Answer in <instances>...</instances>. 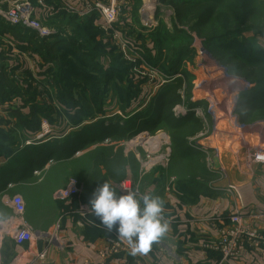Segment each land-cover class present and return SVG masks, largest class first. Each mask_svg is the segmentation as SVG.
Returning <instances> with one entry per match:
<instances>
[{"label": "crops", "instance_id": "crops-1", "mask_svg": "<svg viewBox=\"0 0 264 264\" xmlns=\"http://www.w3.org/2000/svg\"><path fill=\"white\" fill-rule=\"evenodd\" d=\"M258 37L264 48V28ZM31 58L38 65L37 57ZM199 80L200 77L195 78L194 83ZM225 85L233 89L232 92L224 91L228 98L232 93V104L235 101L234 112L238 118V124L234 126L232 123L236 128L231 132L232 138L224 137V130L219 128L217 117L223 115L217 109L213 110L215 119L210 124L211 132L207 131L206 122H202L193 110L199 107L212 117V113L205 109L212 97L203 90L194 92L191 97L194 106L183 115L194 120L163 129L169 139L173 134L180 141L176 150L170 141V164L166 170L152 167L142 171L136 155L124 147L125 140L110 142L109 135L102 142L92 143L75 152L67 160H49L43 166L26 168L13 175L12 182L0 193V264H219L221 254L212 248L217 240L212 224L228 223L229 216L234 213H239L242 225L255 228L260 239L254 246L251 239L243 237L239 254L231 264H264V162L249 163L245 149L248 141L264 142V129L260 125L251 126L255 122L264 123V105L249 100L254 93L249 92L248 87L243 89L235 79ZM159 87H151L142 81L140 96L144 99L140 105L131 107L127 116L149 107L144 100ZM242 93L246 99L237 105L236 100ZM220 105L222 103L216 104L221 109ZM229 107L223 105L227 115L233 111L232 106L231 109ZM149 111L152 113L149 116L153 117V113L159 110ZM117 112L116 109L111 115ZM254 114L257 117L249 120ZM146 120H154L153 124L156 122L155 117L148 119L145 115L135 123L137 128L148 130L152 124L143 125L149 123ZM62 126L63 123L49 126L50 134H60ZM50 138L45 136L41 143ZM190 139H194L195 145L190 144ZM235 142L242 143L235 147ZM100 149L107 155L98 153ZM215 150L216 156H213ZM3 164L5 161H0V165ZM105 175L106 179H103ZM178 179L196 181L195 192L190 184L186 192L178 190L175 184ZM123 180L132 183L137 198L151 193L163 201L162 215L169 224L168 231L145 253L130 254L127 241L117 237L115 229L108 232L90 209L89 200L96 188L107 181L118 193H123L125 190L120 185ZM229 185L236 187L237 194ZM72 187L76 189L74 194H60ZM16 194L24 203V211L20 215L14 213L9 203ZM22 223L29 226L32 235L28 241L17 244L13 234ZM115 243L119 246L112 250ZM213 253L219 254L220 258L217 260Z\"/></svg>", "mask_w": 264, "mask_h": 264}, {"label": "trees", "instance_id": "trees-1", "mask_svg": "<svg viewBox=\"0 0 264 264\" xmlns=\"http://www.w3.org/2000/svg\"><path fill=\"white\" fill-rule=\"evenodd\" d=\"M157 2L173 10L171 31L157 27L146 31L134 14L139 0L133 1V16L129 20L120 19L113 27L121 33L126 32L128 37L139 40L138 51L144 59L168 77H174L173 81L177 80L179 83L181 79L175 78V75L187 72L182 64L193 55V48L190 47L193 41L192 30L198 31V35L203 38L204 48L221 64L223 61L230 64L235 59L241 62L248 59L247 63L253 61L256 65L264 66V50L258 47L255 51L246 49V44L238 39L243 30L248 28L246 22L251 19L255 10L264 9V0ZM159 9L160 6L157 5L156 10L161 14ZM97 20L96 13L89 14L82 21L63 15L55 19V23H48L47 27L54 28L51 34L39 36L36 30L22 23L10 25L0 17V109L4 113L0 114V161H5V164L0 165V193L12 182L13 175H18L19 171L21 173L26 168L43 166L49 160H67L75 152L92 143L102 142L109 135L120 133L122 140H129L135 134V131L131 132L129 124L145 115L150 119V109L159 110L157 106L148 105L149 107L135 115L127 116L131 105L140 97V84L144 80L129 73L132 65L123 61L121 54L108 39L102 40L103 34L97 28ZM261 33V29L256 31V35ZM163 45L168 48L165 53ZM212 46L225 49L227 57L233 56L223 59L224 53L221 54V51ZM26 53L33 58L37 57L40 72L33 73L25 68L26 61L22 60V54ZM227 67L229 72H235V67ZM243 75L246 79L248 74ZM256 83L259 85L249 88V92L255 88L264 89V79ZM39 86L44 89L43 94L36 90ZM167 87L170 85L166 83L157 92H167ZM110 93L111 99L116 101L115 108L123 117L113 113L111 120L107 118ZM261 93L260 104L254 97L255 93L249 99L264 105V91ZM178 97L174 91L169 99L162 101L161 109L169 115L166 119L160 116L159 119L155 118L154 124V120H146L149 123L143 125L152 124L149 130L156 129V126L167 130L177 123L194 120L190 116H180L176 120L170 118L173 115L169 111L170 107L178 101ZM155 98L163 100L162 94ZM245 99L244 93L240 94L238 104H242L241 101ZM186 105L191 108L194 103L188 102ZM4 115L9 118H4ZM42 121H46L50 127L63 123L62 132L54 135L48 133L41 139L34 140L40 132ZM120 124L123 129L119 128ZM45 136L52 138L41 143ZM28 139H31V143L25 144ZM170 141L176 150V144L180 142L176 135L174 137L172 134ZM102 150L98 153H107ZM102 178L106 179V175ZM175 184L180 191L186 192L188 184L194 192L196 190L194 180L185 182L178 179ZM213 254L217 260L220 258L219 254Z\"/></svg>", "mask_w": 264, "mask_h": 264}, {"label": "rangeland", "instance_id": "rangeland-1", "mask_svg": "<svg viewBox=\"0 0 264 264\" xmlns=\"http://www.w3.org/2000/svg\"><path fill=\"white\" fill-rule=\"evenodd\" d=\"M24 1L29 2L31 7L33 8V11L30 13L28 19H34V20L38 21L39 25H42L45 27H47V25H49L48 23H50V24L55 23V19L61 18L63 15L71 16V17H73V19L75 21H82L85 19L86 16L89 15V14H85V13L82 14V13H79L77 11H74L73 9L69 8L68 4L60 2L59 0H0V17L4 20V22L12 25V23L6 19L4 14L10 8L15 7L16 6L15 4L23 3ZM80 1H82V4H83V1H85V0H80ZM89 1H91V0H89ZM133 1L134 0H117V3L119 5H121L117 22H119V20L122 18H126V17L130 18L131 16H133L132 15V10L134 8ZM157 3H158L157 0H139V6L135 9L134 14L139 19V21H147L148 20L149 23H151L148 27H145L146 31H148L154 27L163 29L164 31H171V27L173 25V17H174L172 14L173 10L171 8H169L168 6H165V5H162L159 3L157 4ZM157 5L160 6L159 11L161 12V14H158V12L156 10ZM96 16L98 17V14H96ZM248 20L251 21V22H249V21L246 22V24L249 25L248 28L243 30V33H241L239 35L238 39H239V41L241 40L242 43L246 44V49H250V50L255 51L258 47L259 49L263 50L264 48L261 46L263 44H262L261 40L258 39L260 37H258V35H256V31H258L260 29L263 30V28H264V9H262V8L256 9L254 14L251 15V19H248ZM25 21H26L25 19H21L18 23H22L26 27H29L27 22H25ZM96 24L99 26V27L97 26L98 30L101 31L103 34L102 40L104 39L103 41H106V39H108L111 42V45L115 48V50H117V52L121 54L123 61H125V63L127 65H129V64L132 65L129 73L135 74L136 78L143 79L145 81V78H146L144 76L145 74L141 75L143 70H142V67H140V64L141 65L142 64H146V65L148 64L151 67H153V66L150 65V63H148L144 59L142 53H140L138 51V48L140 49V41L137 40L136 38L128 37L126 32L121 33L120 31L116 30L117 32H119L121 34V36L123 38L125 37L127 40H129L128 42L130 44H132L133 47H136V49L138 51L137 52V54H138L137 58H135V59L134 58H127V55L124 53V51H122L120 48L118 49L119 46L117 44L118 43L117 40L113 41L112 31L102 28L100 21H96ZM246 24H244V25H246ZM161 26H163V27H161ZM29 28L36 30L33 27H29ZM47 28H49L50 33L53 32V29H54L53 27L51 28L48 26ZM185 28L187 29V27H185ZM191 35H193V41L191 42L190 47L193 48V55L191 56V58L185 59L183 61L184 63L182 64V68H185V70L188 72L189 75L187 74V72L186 73H177L175 75V78L180 77L179 79H181L180 82L178 83L177 80L173 81L174 77L173 78L168 77L158 67H156V66L154 67L158 71V76L160 78L166 80L164 83H162L160 85V87L165 85L166 83L168 85H170V87L165 88V91L168 89L167 92H164L167 94L161 93L163 100H161L160 98L159 99L155 98L156 96L161 95L159 92H155L154 94L150 95L151 97L149 96L148 100L145 98L144 103H147L148 105L159 107V113L158 114L156 113V115L151 117V118L155 117V118L159 119L162 117V118L166 119L169 116V115H166L165 110L161 109L162 101L164 102V101H166V99H169V97H171V95L174 91H175V94H178L179 97H178V101L175 102L170 107L169 111L172 112L173 110L174 111L176 110L174 112L175 116L172 115V117H170V118L176 120V119L180 118V116H183L185 114L184 111L186 113H187V111L189 112L186 104L188 102L195 103V102L191 101L192 93H194V92L199 93V90L196 89V85H194V79L197 77H200V79H202V78L207 79L208 78L205 74H206V71L209 67V62L208 61L204 62L203 60H201V55H199L200 49L203 52V56L205 58L209 57V56L211 58H213V57L204 48L203 43H202L203 38L198 35V31L192 30ZM162 47H164L163 53L167 52L168 48H166V46H164V45ZM212 47L221 51V54L222 53L226 54V55L222 54L223 59H227L228 57L233 56V55H230L227 57V52L225 49L222 50V49L217 48L215 46H212ZM203 49L206 50L210 55H208ZM13 52L17 53V51H15V50H13ZM211 58H209V60H211ZM213 59L215 62L214 66L219 65L220 66L219 70L220 71H226V73L231 78H229L228 81L216 80L211 85H209V87H202L201 88V90H203L204 93L205 92L210 93L211 97L213 98V99L209 98V99H211V102L206 103L205 109L208 111V105L215 103L214 111L217 109L218 113H221V115H223L222 117H217L218 126L220 129L224 130V137L227 136L230 139V138H232L231 135H233V134H231L232 130L233 129L236 130V128H233V124H234V126H235V124H238L237 123L238 118L236 116L237 114L234 112L235 106L233 107V111L229 115H227L225 110L223 109L224 104H226V105L232 104V98H233L232 93L229 96V98L227 96H225L224 92H226V91L232 92V90H233L232 88L231 89L227 88L225 83L226 82L228 83L230 80L235 79L237 81V84L241 85L243 87V89H246L247 87L252 89L253 86L259 85L256 83V81L264 79V66L263 65H256L253 63V61H248L250 63L249 64L246 62V60H248V59H246L244 61L245 63L235 59V60H232L230 62V64H226L225 61H223L222 62L223 64H221L215 58H213ZM22 60L24 62L26 61V64H25L26 69H29L30 71H38L39 70L38 65L34 64V60L28 55V53L22 54ZM106 64H107V62L105 61L104 65L106 66ZM226 65L235 67L234 70L236 73L235 72L234 73L229 72L227 69L228 67ZM136 69H138V70H136ZM209 69H212L211 70V72H213L212 74H214V75L219 74V72L214 67L213 68L211 67ZM243 74H248V75H246L247 80L244 78ZM254 80H256L255 81L256 85H255V83H251V81H254ZM212 81H213V79L211 80V82ZM32 86H34V85H32ZM160 87L158 88L157 91H159ZM223 88L226 91H224ZM36 90H38L40 92V94H43V92H45L44 89L40 86L38 88H36ZM262 91H264V89L262 90L261 88H255V90L252 91L253 93H255L256 96H254V97L258 99L259 104L261 103L260 97L262 95V93H261ZM215 93L217 96L215 95ZM220 96H222V97H220ZM109 97L110 98L107 100L108 101L107 104H109V106L106 110V112H107L106 115H107V118L111 120V117H110L111 113L116 110V108H115V106H116L115 102L116 101L114 99H111V93H110ZM141 99H144V97L143 96L138 97V101L133 103L131 105V107H134L135 105L139 104L141 102ZM244 101L245 100H242L241 102H244ZM15 103H17V100H15ZM200 103L203 104V101H201ZM218 103H222V105H220L221 109L216 106V104H218ZM236 104L239 105L237 100H236ZM231 106L229 107L230 109H231ZM248 110L251 111V108ZM179 111H181V112H179ZM202 111L203 110L200 111L201 115H198V117H200L202 122H204V121L206 122L207 131L211 132V125L210 124L215 119V117H213V115L211 117V115L209 113L206 114L205 112H202ZM117 113H120V112L118 111ZM117 113H114V114L119 115L120 117L124 116L121 113L120 114H117ZM0 114H4L1 109H0ZM133 115H135V113ZM254 115H252L249 120L257 117V115H255V116ZM4 118H9V117L4 115ZM218 118H220V119H218ZM137 121H138V119H135L133 121V123L129 124L131 132L135 131V134L133 133L134 135H132L129 140H126L124 142V147L128 151L130 150L131 152H133L136 155V158L141 163L144 162L145 159H147V155H148V153H150L149 156H151L156 161V164L154 167H159L160 169L163 168L165 170L168 169L169 164H170V156L169 155H170V150H171V143H170V139L168 138V135L163 130L164 128L159 127V128L153 129V130H149V129L146 131H145V129L141 130V129L137 128V124H135V123H137ZM241 121H243V120H241ZM254 124H252L251 126H259L260 125L259 127L264 129V123L263 122H261V124H260V122H255ZM119 126H120L119 127L120 129L124 128V127H121V124ZM128 134H129V132H128ZM108 139H110V142H113V141H119L120 139H122V137L120 136V133H117V134H114L113 136H110ZM189 142L191 145H195L193 143L194 139H190ZM237 144L238 143H236L235 147H237ZM150 147L152 149H150ZM229 148L230 147H227L226 149H229ZM212 155L216 156V150H215V153H212ZM208 159H209V157H208Z\"/></svg>", "mask_w": 264, "mask_h": 264}, {"label": "built area", "instance_id": "built-area-1", "mask_svg": "<svg viewBox=\"0 0 264 264\" xmlns=\"http://www.w3.org/2000/svg\"><path fill=\"white\" fill-rule=\"evenodd\" d=\"M66 4L69 5L70 9H73L74 11H77L82 14L83 13L98 14V19L101 22V27L112 31L113 34L112 39L113 41L117 40L118 42L117 44L119 46L118 49L120 48L122 51H124V53L127 55V58H134V59L137 58L138 51L136 47H133L132 44L128 42L129 40L123 38L121 34L117 32L113 27L118 21V15L120 12V5L117 3V0H91V1L85 0L83 1V4L82 1L77 0V2L74 4L71 3H66ZM15 5H16L15 7L10 8L4 14V16L8 21H10L12 24H17L21 19H25L26 20L25 22H27L29 27H33L36 29L39 36H47L51 34L50 30L45 26L39 25L38 21L34 19H28L30 13L33 11V8L31 7L29 2L24 1L23 3H17ZM141 23L145 27H148L151 24L149 23L148 20L141 21ZM199 55H201V60H203L204 62L207 61L209 62V67L205 74L208 78L207 79L202 78L199 81H197L196 84L194 83V85H196L197 90H201L202 87H209V85H211L214 81L218 79L228 81V79L231 78L226 73V71L219 70L220 68L219 65L214 66L215 62L213 58H211L210 56L205 58L203 56V52L201 51V49ZM209 58H211V60H209ZM140 67H142L143 70L141 75L145 74L144 75L146 77L145 82H147L149 86L156 88L166 81L165 79H162L158 76V71L154 67H151L148 64L147 65L140 64ZM211 67L212 68L214 67L219 72V74H215V75L212 74L213 73L211 72L212 69H209ZM212 79L213 81L211 82ZM148 98L149 97H146L147 100ZM234 102L232 104V110L234 107ZM200 110L201 109L199 107H195L193 113L195 115H201ZM213 110H214V105L209 104L208 111L212 113L213 117H215ZM175 111L173 110V112ZM184 113L186 114L185 111ZM244 127L245 126L241 128ZM50 131L51 129L48 126V124L45 121H43L41 123V132L35 136L34 140L42 137V135L44 134L50 133ZM30 142L31 139L25 141L26 144H29ZM150 149L152 148L150 147ZM245 149L247 151V161L249 163L264 162V149H251L248 146ZM149 155L150 153H148L147 159H145V161L140 164L142 171L149 170L150 168L154 167L156 164V161ZM120 185L123 190H134L133 185L130 181L123 180L120 183ZM229 188L232 191H234V193L237 194V190L235 186L229 185ZM75 192L76 189L72 187L68 190L62 191L60 194L66 196V195L74 194ZM9 203L14 213L19 215L23 213L24 203L21 196L17 194L13 195L10 198ZM240 219L241 216L239 215V213H234L229 216L228 223L213 222L212 224V227L216 230V234H217V240L213 244L212 248L219 251L221 254V259L219 264H231V262L237 258L239 254V246L241 244L243 237L245 236L251 239V241H253L254 246L258 245L257 240L260 239V235L258 234V232L255 230V228H250L242 225L240 223ZM31 235L32 234L29 226H27L25 223H22L14 230L13 239L15 243L22 244L24 241H28L31 238ZM118 246L119 243H115L113 245L112 250H116Z\"/></svg>", "mask_w": 264, "mask_h": 264}, {"label": "clouds", "instance_id": "clouds-1", "mask_svg": "<svg viewBox=\"0 0 264 264\" xmlns=\"http://www.w3.org/2000/svg\"><path fill=\"white\" fill-rule=\"evenodd\" d=\"M90 209L108 231L127 241L130 254L145 253L163 236L169 224L163 218V201L151 193L137 198L134 190L118 193L107 181L93 192Z\"/></svg>", "mask_w": 264, "mask_h": 264}, {"label": "bare ground", "instance_id": "bare-ground-1", "mask_svg": "<svg viewBox=\"0 0 264 264\" xmlns=\"http://www.w3.org/2000/svg\"><path fill=\"white\" fill-rule=\"evenodd\" d=\"M223 87V86H222ZM224 89V88H223ZM225 93V92H224ZM223 95V94H222ZM220 97H222V96H220ZM219 97V98H220ZM231 106V105H230ZM230 109V108H229ZM230 120V119H229ZM231 122V121H230ZM240 143H242V142H240ZM239 143V144H240ZM238 144V145H239ZM247 146L249 147V148H251V149H264V142H258V141H251V142H249L248 141V143H247Z\"/></svg>", "mask_w": 264, "mask_h": 264}, {"label": "water", "instance_id": "water-1", "mask_svg": "<svg viewBox=\"0 0 264 264\" xmlns=\"http://www.w3.org/2000/svg\"><path fill=\"white\" fill-rule=\"evenodd\" d=\"M204 50V49H203ZM208 55H210L206 50H204Z\"/></svg>", "mask_w": 264, "mask_h": 264}]
</instances>
